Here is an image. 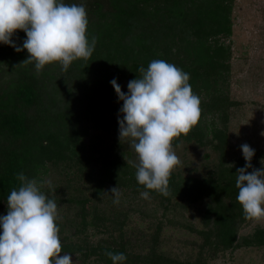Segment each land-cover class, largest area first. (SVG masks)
Masks as SVG:
<instances>
[{"label": "trees", "instance_id": "16d2710c", "mask_svg": "<svg viewBox=\"0 0 264 264\" xmlns=\"http://www.w3.org/2000/svg\"><path fill=\"white\" fill-rule=\"evenodd\" d=\"M64 2L86 7L89 21L86 35L90 44L96 39L89 60L73 61L67 71L54 62L37 74L34 62L22 63L30 55L26 49L17 52L0 43V203L21 186L17 178L20 173L39 183L52 165L64 168L74 163L82 168L92 162L87 158L85 139L90 131L119 130L118 118L123 119L120 113L123 101L110 81L116 79L121 86L125 81L141 78L139 68L146 70L153 60H164L188 73L192 91L200 98V108L205 110L189 134H181L185 139L210 134L213 140H220L224 131L212 118L227 115L233 104L228 96V82L234 0ZM26 39L22 30L12 37L21 48ZM128 154L129 151H124L118 158L117 153L107 160L95 158L101 163L100 173L89 172L95 187L100 189L113 183L130 186L134 192L144 188L160 194L138 183L133 164L119 159ZM234 175L229 174V184L224 186L235 198L232 204L237 209L226 206L228 210L219 213L225 222L234 212L245 217L237 200L239 190ZM185 180L182 187L190 192L200 191V197L216 196L215 192L222 188L206 179ZM233 240L232 232L230 238L215 243L228 246ZM257 242L264 244L263 233Z\"/></svg>", "mask_w": 264, "mask_h": 264}, {"label": "rangeland", "instance_id": "374dc122", "mask_svg": "<svg viewBox=\"0 0 264 264\" xmlns=\"http://www.w3.org/2000/svg\"><path fill=\"white\" fill-rule=\"evenodd\" d=\"M232 20L228 96L233 104L227 115L212 118L223 135L220 140L208 134L173 141L181 163L169 178L173 189L168 198L147 191L149 199H144V188L134 192L120 184L95 187L89 174L100 173L95 158L107 160L115 153L118 158L129 151L119 159L138 163L130 141L120 142L117 129L90 131L85 139L92 162L84 167L52 165L42 175L41 191L57 204L61 255H72L73 264H113L106 252L123 253L126 260L120 264H264V244H257L264 220H248L233 211L225 222L219 214L226 206L237 209L224 185L229 174L235 171L237 179V169L245 167L241 145L255 150L248 172L264 168V0H234ZM128 82L121 85L125 93ZM189 178L214 181L225 189L200 197V191L182 187ZM114 187L120 192L119 203L110 193ZM7 211V200H2L0 216ZM232 232L228 246L216 245L215 240L230 238Z\"/></svg>", "mask_w": 264, "mask_h": 264}, {"label": "clouds", "instance_id": "9594fccd", "mask_svg": "<svg viewBox=\"0 0 264 264\" xmlns=\"http://www.w3.org/2000/svg\"><path fill=\"white\" fill-rule=\"evenodd\" d=\"M88 17L84 4L64 0H0V43L30 54L22 63H33L37 74L45 65L59 62L67 71L73 61L89 60L96 39L87 38ZM17 30L26 33L23 47L12 37ZM141 78L128 82V92L116 79L110 81L123 101L118 118L119 140L130 141L138 156L136 179L146 189L170 195L169 178L181 161L173 141L189 134L201 118L200 98L189 84L190 76L164 60H153L140 67ZM245 167L237 169V200L245 218L264 220V168L253 169L255 150L241 145ZM21 186L7 197L8 211L0 216V264H73L72 255H61L60 229L56 225L57 204L41 191L42 184L20 173ZM49 186H51L49 182ZM119 203L120 192L111 189ZM149 199V193H141ZM113 264L126 260L123 253L106 252Z\"/></svg>", "mask_w": 264, "mask_h": 264}]
</instances>
